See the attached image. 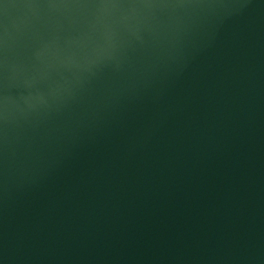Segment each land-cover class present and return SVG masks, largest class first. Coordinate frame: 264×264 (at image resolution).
Returning <instances> with one entry per match:
<instances>
[{
  "label": "water",
  "instance_id": "obj_1",
  "mask_svg": "<svg viewBox=\"0 0 264 264\" xmlns=\"http://www.w3.org/2000/svg\"><path fill=\"white\" fill-rule=\"evenodd\" d=\"M0 264H264V0H0Z\"/></svg>",
  "mask_w": 264,
  "mask_h": 264
}]
</instances>
